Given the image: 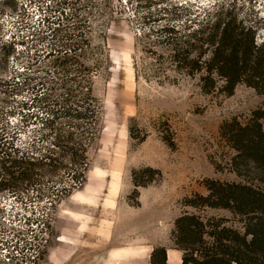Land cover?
<instances>
[{
	"label": "rangeland",
	"instance_id": "obj_1",
	"mask_svg": "<svg viewBox=\"0 0 264 264\" xmlns=\"http://www.w3.org/2000/svg\"><path fill=\"white\" fill-rule=\"evenodd\" d=\"M91 1L0 0V127L20 125L31 93L17 76L33 75L35 54L72 31L75 9L83 19L104 25L110 55L108 71L96 79L103 131L90 153L87 182L58 205L50 228L40 223L45 208L36 209L40 221L30 225L25 252L35 264H151L156 247L177 249L175 220L186 211L196 212L184 201L208 193L204 180L244 182L230 167L235 150L220 128L233 118L244 122L264 108V93L245 83L231 95L203 92L199 77L176 70L163 42L164 29L174 27L184 35L195 28L187 29L195 20L228 15L253 26L261 44L264 0ZM39 23L43 30L52 29L28 40ZM96 29L91 38L98 43ZM134 171H141V183L155 180L136 188ZM13 199L0 195L7 207L15 204ZM17 210L32 214L22 206ZM200 213L242 227L229 210ZM9 214L0 213V264H9L4 234L12 227L27 228L25 221L13 224ZM178 261L172 252L171 263Z\"/></svg>",
	"mask_w": 264,
	"mask_h": 264
},
{
	"label": "trees",
	"instance_id": "obj_2",
	"mask_svg": "<svg viewBox=\"0 0 264 264\" xmlns=\"http://www.w3.org/2000/svg\"><path fill=\"white\" fill-rule=\"evenodd\" d=\"M77 11L72 12V31L35 54L33 75L17 76L31 93L20 125L0 127V195L15 198L10 207L0 201V213L9 211L13 224L27 225L24 231L12 227L4 234L9 264L36 263L25 252L30 225L40 221L36 209L45 208L40 223L50 228L58 205L86 184L90 153L103 131L96 79L110 67L106 31ZM192 23L187 29L195 28L184 35L174 27L164 29L163 42L178 72L199 77L205 93L231 95L240 83L264 93V42H257L253 26L228 15ZM32 28L28 40L52 29L43 30L40 23ZM93 28L101 37L98 43L91 38ZM220 133L235 150L230 167L244 182L204 180L208 193L184 201L196 212L186 211L175 220L174 244L183 253L182 264H264V108L244 122H224ZM140 173L133 172L136 188L155 180L141 183ZM20 206L31 216L17 210ZM206 208L229 210L242 227L229 226L224 217L203 216ZM150 262L169 264L167 248L156 247Z\"/></svg>",
	"mask_w": 264,
	"mask_h": 264
},
{
	"label": "crops",
	"instance_id": "obj_3",
	"mask_svg": "<svg viewBox=\"0 0 264 264\" xmlns=\"http://www.w3.org/2000/svg\"><path fill=\"white\" fill-rule=\"evenodd\" d=\"M172 252H175L178 254V263L176 264H182V251L178 250V249H167V254H168V262L169 264H172L171 263V256H172ZM116 256V255H115Z\"/></svg>",
	"mask_w": 264,
	"mask_h": 264
}]
</instances>
